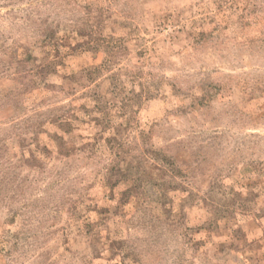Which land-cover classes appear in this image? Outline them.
<instances>
[{
	"label": "rangeland",
	"instance_id": "374dc122",
	"mask_svg": "<svg viewBox=\"0 0 264 264\" xmlns=\"http://www.w3.org/2000/svg\"><path fill=\"white\" fill-rule=\"evenodd\" d=\"M264 264V0H0V264Z\"/></svg>",
	"mask_w": 264,
	"mask_h": 264
},
{
	"label": "trees",
	"instance_id": "16d2710c",
	"mask_svg": "<svg viewBox=\"0 0 264 264\" xmlns=\"http://www.w3.org/2000/svg\"><path fill=\"white\" fill-rule=\"evenodd\" d=\"M135 261H136V260H135ZM136 262H137L138 264H140V260H137Z\"/></svg>",
	"mask_w": 264,
	"mask_h": 264
}]
</instances>
